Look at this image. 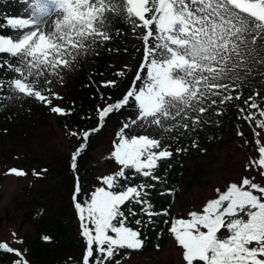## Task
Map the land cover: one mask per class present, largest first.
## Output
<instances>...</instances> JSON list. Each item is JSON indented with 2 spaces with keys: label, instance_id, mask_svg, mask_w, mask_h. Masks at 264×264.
Wrapping results in <instances>:
<instances>
[{
  "label": "snow or ice",
  "instance_id": "snow-or-ice-1",
  "mask_svg": "<svg viewBox=\"0 0 264 264\" xmlns=\"http://www.w3.org/2000/svg\"><path fill=\"white\" fill-rule=\"evenodd\" d=\"M29 7L30 17L6 20L19 35H0V56L7 57L0 60V66L17 74L7 85L13 93L35 98L45 106L62 97L50 88H37L38 81L43 78L45 85L52 84L46 72L62 79V68H70L93 46L109 41L104 27L110 17L130 24L133 32L142 30L143 58L131 85L118 100L97 106L96 127L69 132L80 141L69 162L76 180L72 206L85 240L80 264H121L129 250H140L145 244L142 232L128 226L130 218L138 215L133 205L139 206L141 217H147L131 221L137 226L146 227L154 224L153 217L168 215L167 209L152 211L148 198L149 190L156 187L153 182H162L156 175L160 162L173 158L174 152L152 132L171 133L177 125L169 121L187 119L189 112L196 113L192 117L195 128L212 106L240 100V92L232 93L250 86V77H264V0H33ZM10 59L15 60V66ZM102 86L115 87L116 81ZM45 90L50 95H45ZM257 95L245 98L246 108L238 110L264 131V109ZM129 108L135 112L128 115L113 141L111 158L117 170L98 177L100 186L82 194L78 162L90 136L100 131L110 115ZM50 111L68 114L59 106L50 107ZM216 114L221 113L217 110ZM182 127L187 130L189 124ZM136 129L145 134H132ZM254 135L259 155L249 161L248 175L224 190L217 188L216 197L200 210L170 224L169 233L186 264H264V136L255 130ZM192 146L198 147L195 142ZM185 150L178 147L175 153ZM7 174L27 175L16 168ZM135 179L140 182L133 184ZM0 250L14 257L12 264H30L22 248L0 243Z\"/></svg>",
  "mask_w": 264,
  "mask_h": 264
},
{
  "label": "rangeland",
  "instance_id": "rangeland-1",
  "mask_svg": "<svg viewBox=\"0 0 264 264\" xmlns=\"http://www.w3.org/2000/svg\"><path fill=\"white\" fill-rule=\"evenodd\" d=\"M112 2L119 3V0ZM32 3L33 0H27V3L25 0H0V13L6 19L28 18L32 12L29 5ZM55 18L54 15L52 20ZM120 20L119 17H110V22L105 21L104 30L109 32ZM51 23L50 20L49 24ZM0 35H3L1 31ZM18 35L13 30L12 37ZM124 58L126 63L130 61V57ZM45 75L52 80L51 86L55 91L68 97L73 96L54 76H49L47 72ZM70 75L73 76L71 72L66 74L67 77ZM75 95L79 97L80 93ZM230 111V104H226L224 112L229 114ZM202 116L204 125L213 122L214 116ZM123 118L112 119L103 133L93 140V149L85 164L84 191L90 192L100 185L98 177L117 170L118 166L111 158V152L113 141L124 122ZM215 118L217 120L220 117L216 114ZM191 120L189 116L188 123ZM172 123L173 121H169V124ZM238 123L224 131L221 145L200 140L198 147H191L183 152L181 164L173 170L179 173L176 176L180 181L178 187L170 192L162 180L153 182L156 187L149 190V201H172L171 214L188 216L190 211L200 210L209 199L215 198L217 188L224 190L228 184L247 176L245 169L249 161L257 159L259 155L254 130L261 132L262 136L264 131L259 127L251 128L243 120ZM153 132L165 144L168 143L167 137L177 135L174 130L171 133ZM77 145L65 133L56 114L35 98L14 93L4 108L0 109V243L6 242L13 248L24 249L31 264H80L85 240L81 236L78 217L72 206L71 194L75 182L74 174L69 168L70 153ZM202 149L206 151H201ZM175 158L174 152L173 158L167 160V163L174 165L172 162ZM12 168L23 170L27 175L16 177L7 174ZM42 169L47 171L42 173ZM259 179L257 176V180ZM138 182V179L132 181L133 184ZM133 208L139 213V206L133 205ZM163 218L164 215L153 217L154 224L151 226H161ZM43 234L49 239H43ZM13 259L11 254L0 250V264ZM121 264L186 262L182 258V250L167 231L159 242H152L146 250L124 258Z\"/></svg>",
  "mask_w": 264,
  "mask_h": 264
},
{
  "label": "trees",
  "instance_id": "trees-1",
  "mask_svg": "<svg viewBox=\"0 0 264 264\" xmlns=\"http://www.w3.org/2000/svg\"><path fill=\"white\" fill-rule=\"evenodd\" d=\"M6 20V17L0 13V31L5 36H12L13 30L9 28ZM141 32V29H136V31L133 32L130 24L120 20L119 23L108 32L111 37L109 41H106L104 44L99 46H93L92 51L89 54L78 57L70 68H62L60 70L62 79L58 77L54 78H56L58 83L67 87L73 96L68 97L66 94H60L58 91H55L51 85H45L43 78L38 81L36 85L37 88L42 90L50 88L53 92L58 93L62 97L61 99H53L52 104L48 107L50 109L52 106H59L66 110L68 113L67 115L61 116L56 114V116L60 119L61 126L64 128L68 137L75 140L78 145L80 141L76 137L69 135V132H80L96 127L98 123L97 106H103L106 101L111 103L112 101L118 100L131 85L132 78L135 76L143 58V43L140 39ZM125 56L130 57V61L128 63L125 62ZM6 58L7 57L5 56H0V60ZM9 62L13 66L16 64L15 60L10 59ZM120 71H124L126 75L124 77L118 76L117 73ZM68 72H71L73 76L70 75V77H67L66 74ZM12 78H18L17 74H15L12 69L8 68L7 66H0V84L4 85L3 87H0V109L4 108L5 104L8 103L10 96L14 94L13 91L7 86L8 81ZM249 79L251 81L250 86H243L232 93V95L235 96L237 92H240V100L214 105L209 108L208 112L204 113L209 117L214 116L213 122L210 121L204 125L202 116L201 123L193 128L192 120L188 123L187 119L181 120L179 117H177V120L173 121L172 124L177 125L173 129L177 135L170 137H178V139H167L168 143L166 144L170 146L169 150L173 152H175V149L178 147L186 150L176 154V158L172 162L174 165L168 164L167 161L160 162V167L156 170V175L160 176L166 188L169 190L171 189L172 192H174V190L178 187L180 181L179 178H176V176L179 173H176L173 170L177 168L179 164H181L180 159L182 153L193 147V142L197 144L198 141L205 140L210 143L221 145L224 140V131L226 129H230L232 126H237L239 124V120H243L253 129L258 128V126L255 125V122L249 123L243 118V115H246L247 113L241 114L238 110L239 108H246V105L243 102L244 99L254 95L255 93H259V95H257L255 98L260 104L261 108L264 109V77L260 75H254ZM113 80L116 81L115 87L102 86L103 82ZM75 93H80L79 97L76 96ZM44 94L50 95V93H48L46 90L44 91ZM226 104H230L231 106V111L229 114L224 112V107ZM217 110H219L221 114L219 115L220 118L216 120L215 115ZM251 111L257 112L256 109H252ZM134 112L135 109L129 108L127 111L110 115L108 118H106L104 126L100 129V131L90 136L89 145L78 162V176L82 194L89 193V191H84V176L86 172L85 164L87 163V159L90 156V151L93 149V140L97 135L103 133L112 119L114 120L117 117H124L123 119L125 121L128 115ZM195 115L196 113L189 112L188 117L191 116L192 118ZM256 118L260 119L261 117L257 115ZM185 123L189 124V128L187 130L183 129L182 127V125ZM209 126H211V128H209ZM212 129L214 130L212 131ZM214 131H216V133H214ZM132 134L145 133H143L142 129H136ZM152 135L156 136L154 132H152ZM156 138L160 137L156 136ZM161 142L165 144L164 140L162 139ZM78 145L76 147H78ZM72 152L70 153V156ZM127 171L130 172L131 170ZM73 180L76 182L75 177H73ZM169 186H171V188H169ZM1 189L2 181L0 179V191ZM150 203L153 206L152 211L156 212L167 209L168 215L164 216L163 222L159 227H152L151 224L147 225L146 227L143 224L137 226L134 223H131V221H134L136 218L147 220V217H141L139 213L136 217H131L128 226L133 227L134 230L139 229L142 232V238H145V244L140 250H129L128 254L125 255L124 258L131 257L136 252L146 250L152 242H159L166 232L169 231L170 224L175 219L188 217L171 214L170 207L172 205V201L168 202L162 200H152ZM165 221H167V223H165ZM43 236H45V234H43ZM176 245L178 246L177 243ZM178 248L180 247L178 246ZM12 261L13 260L5 262L4 264H12Z\"/></svg>",
  "mask_w": 264,
  "mask_h": 264
}]
</instances>
